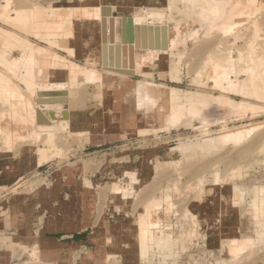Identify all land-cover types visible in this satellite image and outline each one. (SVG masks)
Returning a JSON list of instances; mask_svg holds the SVG:
<instances>
[{
    "label": "rangeland",
    "instance_id": "obj_1",
    "mask_svg": "<svg viewBox=\"0 0 264 264\" xmlns=\"http://www.w3.org/2000/svg\"><path fill=\"white\" fill-rule=\"evenodd\" d=\"M206 1L0 0V17L9 14L14 18L16 5L35 12L36 32L26 30L24 35L30 45L24 46L23 42L9 39L12 35L7 33L10 27L6 26L0 30V52L12 47L10 50L18 52L20 57L23 49H31V43L45 47L54 40L62 41L68 31H62L66 35L54 36L43 28L60 33L54 14L69 12L72 17L67 20L68 25H77L82 19H74L73 15H78L75 12L97 10L104 5L95 4L103 2L111 3L113 9L116 4L119 12L106 16L113 26H102L100 17L97 20L90 17L93 27L89 25L87 29L93 32L90 31L89 37H98L90 46L103 49L107 56L119 53L118 57H123L132 67L136 57L132 53L147 54V51L139 50L136 45H123L120 22L116 24V20L131 18L134 10L149 9L144 15L147 26L161 25L164 32L171 20L175 24L186 23L194 17L200 23L197 36L185 33L183 42L175 48L162 39L164 44H157L161 49L153 54V59H147L149 64L139 68L141 72L127 70L126 83L130 88L141 89L147 81L155 95L177 88L185 95L202 91L215 98L222 95L240 102L242 95L228 90L227 81L223 88L216 81L219 77L205 72L207 61L211 60V65L214 62V69L222 70L221 67L228 68L225 61L228 58L233 62L229 80L236 84L247 79L246 62H240L239 58L249 49L263 50L264 0L255 6L254 12L245 15L247 19L243 16L240 24L244 25L239 24L228 32L221 29L224 19H206L201 15L207 9ZM191 10L194 12L189 13ZM2 25L5 24L0 20ZM111 33L115 36L113 43ZM81 36L78 32L74 42H69L67 37L68 42L56 47L63 55H68L69 46L74 47V61L80 64L88 61L101 70L102 51L97 50L99 60L84 59L86 50ZM114 44L118 46L112 52ZM115 58L110 59L116 62L119 58ZM218 58L225 59L223 64ZM239 62L244 63L242 71ZM9 66L12 67L11 62L0 63V78L9 96L0 98L3 121L0 124V264H264V99L249 97L247 102L253 109L243 113L227 111L220 118L197 117L192 122L189 117L197 114L202 105L211 111L218 106L207 99H196L200 103L191 105L189 112L172 124V107L167 101L170 95L138 101L137 95L125 98L117 87L101 90L99 80L91 77L75 84L70 101L63 95L50 99L55 100V106L47 104L39 108L38 100L27 87L26 67H18L17 75H11L5 70ZM115 68H123L121 60ZM59 72L62 79L68 78L66 71ZM22 100L30 103L32 123L27 119L28 108L20 106ZM66 104L70 116L52 120L48 109L66 112L62 107ZM26 126L30 129H19ZM257 126L262 127L243 138L244 143L215 141L224 129L250 130ZM142 130L147 132L140 133ZM13 134L21 137L10 139L8 136ZM173 152H179L176 159L172 158ZM127 172L132 180L127 188L117 190L115 184L122 186ZM235 194H239V200L234 199ZM154 201L158 203L154 212H161L162 217L158 226L151 223L150 226L148 222V205ZM49 222L73 223L74 228L79 224L87 229V238L84 243H74V237L55 232L47 225ZM143 223L155 235V246L146 259L139 253ZM165 231L172 234L166 245L162 234ZM232 239L241 241L230 252L227 248ZM252 242L255 246H248Z\"/></svg>",
    "mask_w": 264,
    "mask_h": 264
},
{
    "label": "bare ground",
    "instance_id": "obj_2",
    "mask_svg": "<svg viewBox=\"0 0 264 264\" xmlns=\"http://www.w3.org/2000/svg\"><path fill=\"white\" fill-rule=\"evenodd\" d=\"M262 1L263 0H213L212 2H210L209 0H207L206 1L207 9L202 10V12H200V13L206 19H208V17H212V18L213 17L214 18L220 17V18L224 19V23L221 25V29L225 32H228V31L235 29L236 27H239V24H240V22L243 21V18L245 17V15H247V14L249 15L250 12H254L256 9L255 6L262 4ZM9 2L11 4V1H9ZM114 7L115 8L113 9V7L107 8L106 6H103V7H99L97 10L91 9V10H82L79 12H75V14H78V15H73L74 19H77V20L82 19V21L78 22L77 25L70 24V23L68 25L67 20L71 19V17H72L70 15L71 13H69V12L61 11L58 14H54V17L56 18V23H58V26H60V28H61V30H59L60 33L58 32V30L51 31L50 29H48L46 27H43V28L47 31L49 30L51 33L50 35H54V36H56L58 34L66 35V34H62V31L63 30L68 31L65 39H63L62 41L54 40L53 44L45 46V47H43L40 44L35 45L34 43L33 44L31 43V45H32L31 49H29L28 47H27V50H25V51L23 49L20 57H19V55L17 56L18 52H15L14 50H10V49H12V47H9V50L5 49L4 52H0V63L2 65H4L5 62H11L12 63V67L9 66L8 67L9 69L8 68L5 69L11 75H14V73H16V75H17V72L19 69L18 67H20V66L26 67L25 70L27 71V77H26L27 78L26 79L27 87H28L29 91H32L34 98L38 100L36 102H37L39 108L43 107V105L40 104L42 102V100L58 99V98H61L63 95L67 96L68 99L71 98L70 92L74 88L75 84L77 82L82 81L83 79L85 81H89V80H91V77H93V78L96 77L99 80V83L101 84V90H104L105 88L106 89H113V88L117 87V89L119 88V90H121L125 94V98L131 97L133 95H137L138 101H142L141 99H143V100H145V99L146 100L147 99L148 100L149 99L150 100L157 99L158 100L161 98H165V96L170 95L169 96L170 99H167V101H169L170 106L172 107L170 110V112L172 113V120H174V121H170V122H172V124H174L177 120H179L180 117L184 116L186 111L189 112V109H190L189 107L191 105L194 106V105L200 103V100L196 101V99H202V100L207 99L206 101H208V100L213 101L218 106L215 110L211 111L207 108L206 105H202L200 107V110L199 109L197 110V114H195V115L192 114L191 117L188 116L189 118H191L190 121H192V122L196 121L197 117L201 118L203 120L209 119V118H216V117L220 118L227 111H232L235 113L236 112L237 113H243L248 109H250V110L253 109V107L248 104L249 102H247L249 97L252 96L251 98H253V97L258 96L259 97L258 99H260V98L264 99V46H263V50H261L260 52H257L255 49H249V51H247V53L241 54V58H239L240 62L242 60L246 63L244 66L243 62H242L243 63L242 65L239 62L240 66H241L240 70L243 69L242 66H244L245 67L244 74L247 73L248 76H247L246 80H244L242 82H237L236 84L231 82L229 80V78L227 77L229 75L230 67H233V62L231 60H229L228 58H226L227 60L224 59L226 62H228V66H227L228 68L223 69L221 67L222 70H219L218 68H217V70L214 69L213 68L214 62H213V65H211L212 61L211 60H210V62L207 61V68H206L207 70H205V72H208V74L210 73L214 76L219 77L218 80H216V79L215 80L217 82H219L220 86L221 85L223 86L225 84V81H227L228 87L226 86V88H228V90L230 89L232 91V89H233V91L235 90L239 94L242 95V101H240V102H236V101L231 100L230 98H228L226 96H222V95H221L222 97L220 96L219 98H215L214 96H210L207 94L205 95L204 94L205 92H202V91H198L196 93H188L185 95V94H182V92H184V91H181L177 88H169L167 92L157 93L156 94L157 96H156L155 93L153 92L152 88H151V84L148 83L147 81H144L143 87L141 89L130 88L128 83H126L128 80L127 76L129 75L127 73V70L133 69L134 71L138 70V72H141V71H139V68H143L144 66L149 64V63H147V59L148 60L153 59L152 58L153 54H155L159 49H161L157 44L158 43L161 44L162 39L165 43H168V45H170L171 48H175V47H177V45H179L181 42H183L182 38L184 37V35H186L185 33H188L189 35H191L190 37L197 36L199 31H200V28L198 26L200 23L195 22L194 17L193 18L191 17L189 22H186V23H183L180 21V22L175 24L174 21L171 20L172 23H174V24L171 23L169 25H166L164 27V29L166 31L162 32L161 31L162 28L160 27L161 25H151L150 24V26H147V24L145 22L144 15H146V11H148L149 9H147L146 11L134 10V12H132V14H131L130 19L133 20V26H135L136 28L139 29L138 40H139L140 44L142 46L143 45L147 46L146 48L141 47L138 49L139 50H146L147 54L141 53V54L137 55V54L132 53V55H135L136 57H138V56L142 57V59H143V60L142 59L139 60V59H136V57H135L134 60H132L133 61L132 65H134L132 67L128 66L129 64L126 63V61L124 60L123 57L121 59L119 58L118 60L122 61L123 68L122 69H116L115 67L118 64V60L115 62V61H112L110 59L111 56H114L113 53H111V55L107 56V54H104L103 49L101 50V48H98L97 46H93V47L90 46V44L92 42L97 41L98 37H96V38L89 37L90 31H92V29L91 30L87 29L89 27V25L91 28L93 27V24L91 22L90 17L94 18L96 20L99 19V17H100L102 20V26H104V25L109 26L111 24L112 20L110 22V20L108 18H106V16H109V17L113 16V13L118 9L117 5H115ZM23 9L24 8H22L21 6L19 7L16 5L14 18L11 17L9 14H5L2 17H0V20L3 21L5 24V25L0 26V30H5V27L9 26L10 28L6 29L7 33L9 35L10 34L12 35L11 37H9V39L13 42L16 41V42L21 43V44L24 43L23 45L25 46V45H30L29 39L24 35L25 32H27L26 30L31 29L32 32L36 33L33 30V28H34L33 23L35 21V12L33 14L32 10H30L29 7L24 9V10ZM192 11L193 10H191V12H189V13L194 12V11L193 12ZM83 12H86L87 14L84 15ZM253 15H255V14L253 13ZM122 19H128V18L125 17V18H121L120 20H116V24H119V22H121ZM200 21H203V19ZM242 25H244V24H240V26H242ZM62 26H64V29H62ZM120 26H121V23L119 25V28L122 30V28ZM11 29H13V30H11ZM23 29L25 31H22ZM39 29H41V22L39 23ZM212 29H214V28H212ZM78 32H80L82 35L80 37V39L83 40V43H84L83 47L86 50L84 59H85V57H87L88 58L87 60H91V59L92 60H95V59L99 60L97 50L99 49V51H102L101 54H103V57H104L103 61L104 62L101 65H104V66L101 70L98 67H96L94 63H90L88 61H85L84 64H80V63H77L76 60L74 61V58H75L74 57L75 56V48L74 47H72V46L68 47V51H69V53H67L68 55H63V53L60 52L61 50H58V48L56 47V46L63 45L64 44V43H62L63 41L64 42H68V41L74 42V40L77 37ZM45 34H49V33H45ZM67 37H68V41H67ZM15 38H17V40ZM159 38H160V40H159ZM235 38H236V35H235ZM238 38H239V36L237 37V39ZM103 41H107V40L104 38ZM114 41L115 40H113V41L111 40V43H113ZM116 41H117V43L119 42V40H116ZM103 44H104V42H103ZM162 44H164V43H162ZM152 45H156V47L155 46L153 47ZM260 45H259V47H260ZM115 47H116V45H115ZM246 47H249V46H246ZM113 50H114V47H112V52H113ZM258 51H259V49H258ZM123 53H127V52H123ZM118 54L119 53L116 54V59L118 58ZM221 54H223V53H221ZM221 54H219L218 56L221 57ZM65 56L66 57L68 56V57L66 58ZM224 60H222V61L224 62ZM40 61H42V62H40ZM218 61H221V60H219V58H218ZM205 62H206V60L204 61V63ZM223 62L221 64H223ZM220 63L218 62L216 64H220ZM225 63H224V65H225ZM135 66H137L138 68H136ZM61 70L66 71V76L68 77L67 79H62V77H61L62 73L59 72ZM59 76H60V78H59ZM118 76H121V77H118ZM204 76H205V74H204ZM259 78L263 81V84L261 83V80H259V82L257 81V79H259ZM0 83H2V84H0V93L3 94V95H0V98L8 99L9 96H6V93H5V90H7V89H5L6 84H4V80H1V78H0ZM259 84H261L263 86L260 87ZM221 87H219V88H221ZM158 88H160V87H158ZM223 88H224V86H223ZM259 88L262 91H259L258 90ZM13 92H15V91L13 90ZM260 93H262V94H260ZM26 98L27 97H25L24 99H26ZM26 101H23V104H21V105L19 104V105L22 108H24L25 110H27V108H28L29 112L27 115V119L29 122L32 123L31 120L33 119V114L31 113V109H29L30 103L26 102ZM28 101H30V100H28ZM51 101H52V105L55 106V100H51ZM66 101L67 100H63L62 102H66ZM69 101H70V99H69ZM62 107H63V111H66L67 113L66 112L56 113V112H53L52 109H50V108L48 109V110H50L49 116L52 120L63 119L67 116H70L69 111H67L68 105L66 104ZM38 121H40L39 115H38ZM0 124H3L1 117H0ZM261 127L262 126H257L255 128L250 129V130H248L247 128L234 129V130H225L224 129V131L222 130L223 132L218 134L217 138H215V141H217L220 144H227V143L231 144V142L239 144L240 142H243L242 141L243 138H244L243 140H245V138L251 136L255 131H258ZM8 128L9 127H7V129ZM0 130H2L1 126H0ZM144 132H147V131H145V130L140 131V133H144ZM19 136L21 137L20 134H13V136L9 135L8 137L10 139L15 140ZM207 140L210 141L211 139L209 138ZM178 156H179V152H173L172 153V158L176 159V157H178ZM122 180H123L122 184L124 185V187H122L123 185L121 186L120 184L116 183L115 188L117 190L127 188L125 186H127V184L132 180L131 173L127 172L126 176ZM201 197H202V195H201ZM234 199L239 200V194H235ZM155 204H158L157 201H154L153 203L148 205V209L150 208L149 209V220H148V222H149V225L151 223L152 225L158 226L159 224H157V223L158 222L160 223L162 217H161V212H154L155 208H156ZM148 209H146V210L148 211ZM149 225L143 223V224H141V227H140V236H139V244H140L139 250H140V252L139 253L141 254L142 259L148 258L150 256L149 255L150 250L152 249L153 246H155V243H154L155 242V235H153L151 229L149 228ZM162 234L164 236L163 243H164V245H166V244H168V242H170V239L172 238V234L170 235V233L168 234V233H166V231L163 232ZM240 241H241V239H232L228 243L227 249L230 252L236 250L238 242H240ZM254 242H252L251 245H248V246L254 247L255 246ZM232 255H234L233 252H232Z\"/></svg>",
    "mask_w": 264,
    "mask_h": 264
},
{
    "label": "crops",
    "instance_id": "obj_3",
    "mask_svg": "<svg viewBox=\"0 0 264 264\" xmlns=\"http://www.w3.org/2000/svg\"><path fill=\"white\" fill-rule=\"evenodd\" d=\"M101 4L104 5V6H107V7H110V5H111V3H103V2L95 4V5L100 6ZM118 12L116 11V13H118ZM102 33H104V32H102ZM117 46L118 45H116V47H115V44L113 46L115 51L117 49ZM114 56L116 57V54H114ZM118 56H119V54H118ZM70 104H71V102H70ZM46 121H48V120L46 119ZM43 122H45V120H43ZM33 124H35V127L37 126V123H33ZM19 129H28L29 130L30 128L29 127L27 128V126H26V127H22V128H19ZM72 224L73 223H70L68 225H63V224H60V223H57V222H49V224H47V225H49V228L55 230V232H57L59 234H64V235H67L68 237H74L75 238L74 243H79V242L80 243L81 242L84 243L85 242L84 240L87 238V235H86L87 229H82L79 224H77V225L75 224V228H74V224L73 225Z\"/></svg>",
    "mask_w": 264,
    "mask_h": 264
},
{
    "label": "water",
    "instance_id": "obj_4",
    "mask_svg": "<svg viewBox=\"0 0 264 264\" xmlns=\"http://www.w3.org/2000/svg\"><path fill=\"white\" fill-rule=\"evenodd\" d=\"M121 28H122V40L121 43L123 45H136V48H146L147 46L145 45H141L138 38V33H139V29L136 28L135 26H133V20L128 18V19H122L121 20ZM113 26V22L111 23ZM114 29L111 27V32H113ZM111 33V40L113 41L115 36L114 34ZM41 105H47V104H52L51 100H42V102L40 103Z\"/></svg>",
    "mask_w": 264,
    "mask_h": 264
}]
</instances>
